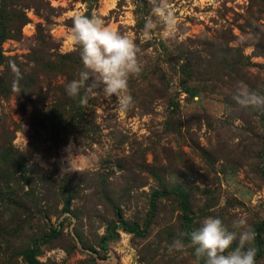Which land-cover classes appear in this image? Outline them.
<instances>
[{
    "label": "rangeland",
    "instance_id": "obj_1",
    "mask_svg": "<svg viewBox=\"0 0 264 264\" xmlns=\"http://www.w3.org/2000/svg\"><path fill=\"white\" fill-rule=\"evenodd\" d=\"M157 2L171 36L153 0H0V264L32 247L38 264H193L168 246L208 216L245 218L264 264V106L234 99L264 96V0ZM77 14L140 49L126 114L66 92Z\"/></svg>",
    "mask_w": 264,
    "mask_h": 264
},
{
    "label": "clouds",
    "instance_id": "obj_2",
    "mask_svg": "<svg viewBox=\"0 0 264 264\" xmlns=\"http://www.w3.org/2000/svg\"><path fill=\"white\" fill-rule=\"evenodd\" d=\"M153 13L164 24L165 36L176 31L177 22L164 3L153 0ZM153 27L149 19L144 27L143 38L151 39ZM69 40L74 51L78 50L83 65L79 78L66 86L69 97L84 95L81 105H86L89 96L97 90L113 100L116 111L126 114L133 106L134 100L129 91V77L139 75L142 70L138 60L140 49L132 38L105 25L96 15L77 14L69 33ZM18 73L19 69H15ZM114 98V99H113ZM237 103L264 106V96L244 90L238 86ZM232 229L214 216L202 220L201 226L191 232L179 233L168 246L169 253L192 250L193 264H257L256 233L243 217L232 222ZM235 244V247L233 245Z\"/></svg>",
    "mask_w": 264,
    "mask_h": 264
},
{
    "label": "trees",
    "instance_id": "obj_3",
    "mask_svg": "<svg viewBox=\"0 0 264 264\" xmlns=\"http://www.w3.org/2000/svg\"><path fill=\"white\" fill-rule=\"evenodd\" d=\"M103 242H104V239L102 240L101 242V247L103 248ZM36 247H32L30 250L24 252V256H25V261L28 263V264H38L36 261H35V253H36ZM259 254V253H258ZM257 254V256H258Z\"/></svg>",
    "mask_w": 264,
    "mask_h": 264
}]
</instances>
